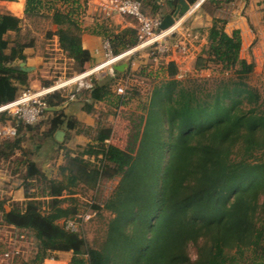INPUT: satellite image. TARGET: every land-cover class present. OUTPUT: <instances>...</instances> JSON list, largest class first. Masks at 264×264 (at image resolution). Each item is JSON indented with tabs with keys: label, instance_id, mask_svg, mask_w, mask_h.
I'll use <instances>...</instances> for the list:
<instances>
[{
	"label": "trees",
	"instance_id": "1",
	"mask_svg": "<svg viewBox=\"0 0 264 264\" xmlns=\"http://www.w3.org/2000/svg\"><path fill=\"white\" fill-rule=\"evenodd\" d=\"M89 1L26 0L27 19H51L58 26L47 37L58 39L73 74L83 73L92 61L82 43ZM139 1L144 14L157 18L159 14L163 19L174 13L179 3ZM186 1L194 5L199 0ZM231 1L206 0L203 4L211 3L215 13ZM167 4L170 11L165 9ZM148 7L152 15L147 13ZM96 22L90 32L108 40L115 55L137 45L136 29L116 34L107 29L104 20ZM226 25L225 20L213 19L207 30L208 48L195 65L197 70L211 65L237 68L234 77L216 80L213 88L187 87L175 79L177 64L149 48L135 59L144 54L149 61L161 58L157 70L154 64L144 65L134 73L119 72L115 77L93 80L68 95L53 94L46 102L55 110L46 111L36 125L13 120L17 135L0 140V157L6 162L22 152L18 165L25 172L20 181L27 200L14 203L10 211L0 202L1 218L4 225L33 235L38 246L36 264L59 253H72L71 264H264V97L248 82L255 65L241 59V33L228 34ZM22 29V19L0 14V106L15 101L28 89V74L7 67L26 60L25 51L35 44L34 39L22 42ZM8 33L15 37L4 38ZM165 75L167 79H163ZM160 78V83L152 85L149 109L142 108L148 121L136 157L108 144L113 130L102 126L92 143L76 154L67 150L64 163L51 171L30 159L33 151L25 152L23 142L29 132L37 131L40 142L56 143L57 131L77 130L78 121L58 109L72 99L83 103L88 114L101 103L118 109L139 100V90L149 89L145 83ZM126 81L125 94L118 95L117 87ZM121 174L122 193L117 201L81 211L78 188L95 189L103 180ZM105 209L115 216L106 222L95 244L82 231L64 226L69 220L81 223L82 214L100 216ZM21 262L27 264L16 253L10 263Z\"/></svg>",
	"mask_w": 264,
	"mask_h": 264
},
{
	"label": "rangeland",
	"instance_id": "2",
	"mask_svg": "<svg viewBox=\"0 0 264 264\" xmlns=\"http://www.w3.org/2000/svg\"><path fill=\"white\" fill-rule=\"evenodd\" d=\"M103 1H109V0H100V2L92 6H91V2L88 3V5L86 6L85 14L83 16L85 28L87 24H90L91 28L95 27L96 25L95 23H97L96 21H98L99 18L97 17L96 13L95 14H91V13L94 12V10L98 8V5L103 3ZM235 3H236L235 1H231L229 5L226 6L224 5L222 10H218L217 12H215V14H217L216 18L227 21V19H229L230 17V13L233 14V12L235 11L236 12L235 14L238 15L237 17L242 18L245 23L248 22V16L250 14L248 12L247 14L245 12L243 13V11H245V6H244L245 3H241V4L236 3V4H240V7H237ZM260 3L261 5L264 6V1H261ZM207 8L210 12L214 11L213 5L207 4ZM151 10H152L151 7L146 8L147 13L152 15ZM110 20L112 19L104 20L105 25ZM262 25H263L262 28L264 30V21ZM180 29L182 28H179L177 32H175V38L177 37L178 33L181 32ZM57 30H58V26L56 24H53L51 19L34 18L23 21V29L21 32L22 42H29L31 39H34V41L42 49L44 48V45L46 46L47 62H44L43 65L44 70L42 74L46 76H50L52 78L51 81H54L53 82L54 85L64 84L81 74V73L73 74L71 62L68 59H66L65 56H63L60 52L56 51V46L54 42L56 38H53L51 41H48L49 39L47 37V34L49 32H56ZM256 37H257L256 41L258 45L256 44L255 46L251 47L252 53L247 49L246 55L243 56L241 52V59L246 60L249 64L255 65L254 72L249 76L248 82L251 86L259 89L264 97V31L262 33L260 32L257 33ZM182 43H184L187 46V48H189L188 47L189 44L187 43V41L183 40ZM207 48H208V43L204 44V46L200 48L199 54L198 52H196L194 58L191 57L187 60H185L184 58L188 57V55L185 56L179 50L174 49L173 53H171V56L169 58L173 60L172 62L176 64L178 63L177 64L178 75L176 76L175 79L183 82L189 88L193 87V88L201 89L203 87H207L208 89H210L214 87L216 80L229 79L231 77H234L235 76L234 73L235 70H237V68L233 70H226L223 69L222 66L211 65L208 69H204V70L196 69L195 65L198 57L203 56V52H205ZM191 50L192 53H194L193 47H191ZM253 50L255 51V55H253ZM158 54L162 59L165 60L166 58L165 55L159 52ZM144 55L148 56L146 54ZM161 58L155 61L153 60L149 61V56H148V58L141 57L139 61L145 62L142 63L141 66L154 64V69L157 70L159 68L158 64L160 63V61H162ZM105 61H107V58H106V52L104 51L103 61L88 68L86 71L94 69L96 66H98L99 64ZM103 66H106V64L102 65L101 67ZM109 70L110 68L108 67L102 69L96 72L92 76V78L94 80H99L102 79L104 76L110 77L111 75L109 73ZM165 77H167V75L163 76V79H167ZM80 78L81 77H78L76 79H73L72 81H76L77 79ZM90 79L91 78H87L72 84L66 83L65 85L62 86L61 90H59L56 93L68 95L76 92L78 88H82L83 90L87 84L93 83V80L90 81ZM161 79L162 78L158 80L150 79L151 83L150 82L145 83L144 87L145 89L149 88L146 89L148 92L145 91L144 88H141L142 91L141 90L139 91L142 92V94L141 96H138L140 99L139 100L135 99L129 105L117 109L110 107L104 103H101L96 105V107L94 108L91 114L88 113L85 114L84 112L83 114H80V117L78 118L77 130L67 133L65 144H57L53 142V140H44L40 142L36 137V134L38 133L37 131L29 132L27 134L25 141L23 142V148L25 149V152L28 153V151L29 152L33 151V154L30 155V159L34 160L44 170L53 169V168L56 169L58 163H60L61 161L60 159V154L62 153L61 150L64 152V155L66 151L69 149L73 151V153L75 154L79 153L80 150L83 147H85L88 143L90 142L92 143L93 137L96 136L97 128L99 126H102V128L105 129L112 128L113 130L111 139L107 142L108 144L123 150L124 152L132 155L133 157H136L141 149V143H142V139L144 138L145 127L148 121L147 120L148 113L146 111H143L142 108L145 105V107L149 109L152 100L151 91L154 89L152 85L160 83ZM140 85L141 87H143L142 83ZM42 89L43 88L41 87L40 89L30 90V92L37 93ZM21 94L19 95V97L21 96ZM64 106L65 104L62 107ZM73 110H75V108ZM73 110H71V112ZM73 112H76V114L80 113L79 111H77V109ZM5 117L6 118L4 119V117L0 116V125L16 127L13 121L14 119H16V116L7 115ZM42 120L43 119H41L38 123H41ZM90 128H91V132L89 131ZM78 132H81L80 136L77 135ZM13 138L14 137H9V139H13ZM2 139H6V138H0V140ZM37 145H42L40 150L36 149ZM61 145H65L64 148ZM21 155L22 152L18 151L13 158H10L9 161H6L4 163L2 162L3 166L0 175L1 178L5 180L2 181L0 180V188H1L0 202H3L9 198L7 194H3L2 192L4 191V193H6L7 190H9L7 185L10 184L11 186L10 185L9 186L10 189L12 190L13 188L16 187L21 188L22 186V181L20 180L21 177L25 174V172L24 169L18 165V162L23 159ZM13 182L15 183V185H13L14 184ZM122 185H123V174L111 180L108 179L103 180L100 183V185L97 186V188L95 189L89 190L84 187L78 188L76 197H77V202L79 204V208L81 209V211H84L87 210V208L91 207L92 205H102V207H104L106 203H112V201H117V199H119V194L122 193V189L120 188L122 187ZM23 194L25 196V191L23 192ZM91 215L92 217L89 220L83 221L79 223L77 226H75V230L79 232L82 231L86 235L90 243L95 244V240L98 237H101L102 233H104L106 222L109 221L110 218H113L115 214H112V212L105 209L104 211H102V214L100 216H98V213H94V212H92ZM1 217L2 216H1V206H0V264H11L10 262L12 261V257L14 255L7 257L8 254L6 253H10L8 249L20 254L21 260L26 262L27 264H36L35 257L38 246L33 235L20 233L19 230L4 225V223H2ZM193 253L194 252H192V254ZM19 264H22V262Z\"/></svg>",
	"mask_w": 264,
	"mask_h": 264
},
{
	"label": "crops",
	"instance_id": "3",
	"mask_svg": "<svg viewBox=\"0 0 264 264\" xmlns=\"http://www.w3.org/2000/svg\"><path fill=\"white\" fill-rule=\"evenodd\" d=\"M173 0H166V3H169V5ZM235 1L236 3H245V11H243V13L245 12L247 14V12L250 14L248 16V22H244V20L240 17H237L238 15L235 14L236 12L234 11L233 14L230 13V17L229 19H227V27H226V32L228 34H232L234 31H239L241 33L242 36V55H246V50L248 49L249 51H251V47L255 46L257 44V33H262L263 30V21H264V6L261 5V0H232ZM264 1V0H263ZM91 2V6L100 2V0H90L89 3ZM235 3V4H236ZM179 4V3H178ZM207 4L211 5V3H207L206 5L203 4L201 5L198 9H195L191 15L188 17L185 26L180 29V33H178L177 37L173 38L169 44H174L177 41L182 42L183 40L187 41V43L189 44V53L187 54L188 57L184 58L185 60L191 58V57H195V53L200 52V48L202 46H204V44H207V30L212 26L213 24V19L215 17H217L215 13H213L212 11L210 12L207 8ZM240 4H236L237 7H240ZM25 5H26V0H16L13 2H7V1H1L0 2V14H11L17 18L22 19L23 21L27 20L26 16H25ZM168 5V4H167ZM165 6V9H167V11H170V7ZM191 5V4H190ZM178 6V5H177ZM192 6V5H191ZM242 8V7H241ZM244 8V7H243ZM173 14V13H172ZM235 14V15H234ZM242 14V13H241ZM170 15V14H169ZM157 16L159 18H161L163 20V18L161 17V15L157 14ZM106 27L108 30L114 32V33H121L124 30H127L129 28L131 29H136L138 27V24H136L135 20L132 18H128V17H115L112 20L108 21L106 24ZM87 31L83 34L82 36V43H83V47L88 50L91 53V57H92V61L90 63H88L86 65L85 69H88L92 66H94L95 64H98L100 62L103 61V57H104V51H103V45L104 42L106 41L102 36L100 35H96V34H92L90 32V30H92L93 28H91L90 24H87L86 26ZM13 37L14 34H5L4 38L6 37ZM56 38V37H54ZM51 41V40H48ZM55 42V46H56V51L60 52L62 55V51L59 49L58 46V39L56 38ZM258 45V44H257ZM191 47H193L194 49V53H192ZM246 47V48H245ZM255 50V49H254ZM253 50V55H255V51ZM252 53V51H251ZM25 54L27 56L26 60L22 61V60H17L14 63H12V66H17L20 65V63L25 62L26 66L31 70L30 72L26 73L28 74V89L26 90H35V89H40L41 87H46L47 85H45V83L51 82L52 78L50 76H46L43 75L42 72L44 70V62L46 61V54H47V49L46 46L44 45V48L42 49L40 46H38V44L35 42L34 46L32 48H29L25 51ZM194 55V56H193ZM65 56V55H63ZM141 57L144 58H148V56L142 55L140 56L138 59L135 57L132 59V61L129 63V67L125 69L124 74H126L127 72L129 73H134L136 72L139 67L141 66L142 63H145L144 61H139V59ZM170 56H167V61H173L172 59L169 58ZM66 58V56H65ZM128 62V61H126ZM178 64V63H177ZM24 73V72H23ZM75 108V110L77 109V111H79V114H76V112H73L75 110H73ZM70 109V110H69ZM59 110L64 111V113L67 115L68 118H72L73 117L75 120L78 121V118L80 117V114H83V112L85 114H87V112L84 111V104L81 102H78L77 100L75 101V99H72V101L68 102V104L66 103L64 107H60ZM71 110H73L71 112ZM77 118V119H76ZM91 130V128L89 129ZM61 131H63L65 133L64 136V141L63 142H59L55 139L56 143L58 144H65L66 141V135L68 132L71 131H76V130H70L68 131L67 129H62ZM78 136L81 135V133L78 132L77 134ZM90 142V140H89ZM64 146V145H63ZM61 154H60V163H58V166L62 165V163L64 162V152L61 150ZM0 173H1V169H2V164L4 163L3 159L0 157ZM3 162V163H2ZM50 164V163H48ZM57 166V167H58ZM52 169H48L46 171H51ZM0 180H5L3 178H1L0 175ZM14 183V182H13ZM10 185V184H9ZM7 185V187L9 188V190H7L6 193L3 192V194H7L8 195V199L3 201L4 205L3 207L5 208L6 211H10L12 208V205L14 203H22L25 202L26 199V195L24 196L23 194V188H13L10 189V186ZM15 185V183L13 184ZM1 190V188H0ZM1 193V192H0ZM23 194V195H22ZM71 259H72V253H59L54 255L53 259H47L45 260V262L43 264H71Z\"/></svg>",
	"mask_w": 264,
	"mask_h": 264
},
{
	"label": "built area",
	"instance_id": "4",
	"mask_svg": "<svg viewBox=\"0 0 264 264\" xmlns=\"http://www.w3.org/2000/svg\"><path fill=\"white\" fill-rule=\"evenodd\" d=\"M205 1L206 0H199L196 4H194L192 12L195 9H198ZM192 12L182 17L176 18L175 25L172 28L164 31L160 28L163 20L157 17H149L144 14L142 10V3L139 0L103 1V3L98 5V8L91 14L96 13L97 17L99 18L98 20H108L115 17H128L134 19L138 24V43L133 48L115 55L112 52L110 42L106 40L104 42L103 49L106 52L107 61L99 64L92 70L86 71V69L79 76L73 78L76 79L81 77L80 79H77L76 81H72L73 79H71L66 83L72 84L87 78H91L90 81H92L94 80L92 76L96 72L107 67L110 68V77H115V67L117 65H120L126 61L130 63L138 53H141L149 48H155L159 53L167 56H171L173 50L176 49L179 50L183 55L187 56L189 53V48H187L184 43L177 41L174 44H169V42L175 37V32H177L179 28H183L185 26L186 21ZM104 64L107 65L101 67ZM105 77L106 76L103 78ZM66 83L57 85L52 84L50 86L43 87V89L37 93H32L30 90L23 91L21 96L15 101L0 106V116H16L17 120L22 121L27 125H35L45 117V112L49 109L46 98L56 94V92L61 90L62 86ZM127 87L128 81L116 89L117 94L124 95ZM16 135L17 128L15 126L9 127L0 125V138L15 137ZM91 217V214L79 215V219L82 222L89 220ZM79 223L80 221L69 220L64 223V226L71 231H76L75 226H77ZM6 254H8L7 257H10L11 255L16 254V252L11 250L10 253Z\"/></svg>",
	"mask_w": 264,
	"mask_h": 264
},
{
	"label": "water",
	"instance_id": "5",
	"mask_svg": "<svg viewBox=\"0 0 264 264\" xmlns=\"http://www.w3.org/2000/svg\"><path fill=\"white\" fill-rule=\"evenodd\" d=\"M193 9V5L191 6L186 0H179V4L175 10V12L173 14L167 15L161 24V30H168L170 28H172L175 25L176 22V18L178 17H182L186 14H189L190 12H192ZM13 65V64H12ZM11 64L8 65L7 67L11 68V69H16L20 72H24V73H28L31 70L26 66L25 62L20 63V65L17 66H12ZM129 67V62L126 63H122L120 65H117L115 67V75H117L119 72H124L126 68ZM60 109V108H58ZM49 111L51 110H55L54 108H49ZM64 136L65 133L61 130L57 131L56 135H55V139L59 142H63L64 141Z\"/></svg>",
	"mask_w": 264,
	"mask_h": 264
},
{
	"label": "bare ground",
	"instance_id": "6",
	"mask_svg": "<svg viewBox=\"0 0 264 264\" xmlns=\"http://www.w3.org/2000/svg\"><path fill=\"white\" fill-rule=\"evenodd\" d=\"M107 65V64H106Z\"/></svg>",
	"mask_w": 264,
	"mask_h": 264
}]
</instances>
